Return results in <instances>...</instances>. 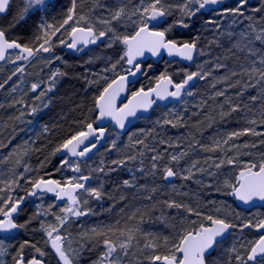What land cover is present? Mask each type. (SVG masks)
<instances>
[{
  "label": "snow or ice",
  "instance_id": "obj_1",
  "mask_svg": "<svg viewBox=\"0 0 264 264\" xmlns=\"http://www.w3.org/2000/svg\"><path fill=\"white\" fill-rule=\"evenodd\" d=\"M12 3L13 0H0V14L9 12ZM21 3L23 6L17 8L8 27H0V61L15 65L17 61H29L41 53H53L57 41L59 45L75 51H82L89 45L98 44H103L109 49H114L116 46L120 48L116 52V59L114 61L110 59L108 66L98 74L99 78L105 81V85L94 97L93 108L89 110L96 113L95 120L87 122L85 117L78 121V127L62 139L49 155L40 161L36 169L25 165L22 173L17 174L13 168L9 169L10 175L6 177L0 175V234H12L20 229H28L33 221L39 224L38 228L32 229L33 233L42 234L39 241L24 239L18 244L5 242L6 239H15L14 236L0 238V264H8L5 257H10L11 264H52L53 260L55 264H80L82 253L88 248V244L84 241L92 243L89 251L95 249L97 242L103 248L91 264H125L126 258L134 248L145 254L144 260L147 264H264V217L243 220L237 214L236 219L240 220L237 224L228 219V216L221 215L220 207L204 213L199 208H193L175 199H168L163 203L167 208L183 209L195 219H189L188 216L180 218L177 224L171 225L173 229L171 238L165 236L161 240L156 236L146 237L142 248L137 247L139 244L137 234L142 233L139 223L144 220V214L140 209H136L127 216V221H136L139 215L138 223L131 226L125 223L121 226V221L117 220L113 224L97 225L80 233L78 242H74L71 233L67 231L73 218L95 214L88 204L90 199L100 201L105 196L101 174L106 176L107 172L116 171L117 167H123L127 162L136 161L138 156L144 155L143 151H137L135 155L113 160L111 164L115 167L107 170L104 162L101 161L100 166L90 169L89 173L85 174L79 160L73 161L70 158H90L89 154L106 138L108 129L102 124L94 127V123L109 119L118 129L123 130L129 118H135L141 112L147 113L157 101L169 98L182 101L184 95H194L189 90L190 82L196 79L206 80L211 75V71H204L202 65L197 66V71H185L183 79L179 82L174 81L171 74L162 72L156 77L154 85L147 89L141 86L131 91L130 96L126 98L127 102L118 104V99L128 90V85L131 83L129 77L143 74L140 61L146 53L156 57L166 52L169 56L180 57L187 61H193L195 55L204 54L203 49L198 48L199 36L183 41L169 38V33L176 27L185 29L192 27L193 18L204 11L214 12L220 17H243L249 21L246 29L239 33V39L235 40L228 49L229 52L235 49L242 53L245 62L229 68L227 64L220 62L219 57L216 58L213 69L217 71L227 69L225 75L217 78V83H225L227 88L214 92L211 97L212 99L226 97L224 103L229 106V111L220 113L222 119L233 112L246 109L244 119L248 126L231 131L220 139H214L210 145L200 144L199 141L190 144V148L199 145L202 151L222 153L218 158L206 157L204 163L207 167L199 166V161H194L189 167L181 169L180 161L188 153L179 151L170 153L168 163L161 168L159 162L163 160V154L151 149L156 154L150 157L151 172L149 174L155 175L159 171L165 181L175 177L187 181L193 180L198 173L216 177L218 170L230 166L233 171L223 181V187L228 190L227 194L244 204H250L256 199L264 201V152L253 154L243 151V149L256 148L257 143L247 141L242 144L236 143L242 136L264 137V132L257 130V126L264 125V15L258 17L245 15L249 0H236L234 6H223L225 0H116L115 3L92 0L94 6L87 12L78 11V0H70V7L61 13L62 18L56 23H49L46 17L50 14V10L56 8V0H21ZM251 11L254 14L264 13V0H260V5L253 7ZM30 14L40 16L37 34L33 41L21 43L18 39L11 38V30L21 22L26 23ZM173 16L175 19L171 23L161 27L168 17ZM232 23L235 24L236 20L233 19ZM203 26L219 29L220 24L218 20L209 17L204 21ZM226 35L231 39L233 32H227ZM212 43H218V41L213 40ZM53 59L58 60L60 57H48L45 58V62L51 64ZM151 67L148 65L149 69ZM24 70L22 65L17 66L11 75L0 83V89L4 88L12 76L17 73L23 74ZM108 72L113 73L111 78L103 75ZM63 75L64 73L59 69L53 71L47 82L48 86L39 92L36 99L41 100L47 93L52 92L57 83L56 78ZM41 83L44 82L33 83L31 91L36 92L40 89ZM89 83H99V80L89 81ZM258 86L257 94L248 97L252 106L243 103L242 98L245 92ZM212 87L215 88L216 84H212ZM229 88L238 89L236 97L241 98V102L233 103V98L226 95ZM257 102H259V110L255 111ZM16 104H24V101L17 100L8 106L15 107ZM43 106L47 107V104ZM0 107L4 105L0 104ZM40 110L39 106H33L29 114L34 115ZM23 115L24 113L21 112L20 116L14 119L19 120ZM169 115L174 116V119L165 118L164 124L175 127L182 120V117L176 113L170 112ZM13 131H15L14 128ZM44 131H49L47 126ZM2 135L3 133H0V136ZM129 140L131 141L127 146L129 148H135L137 145L148 147L143 139L133 140L130 136ZM10 143L11 139H8L7 143L0 139V148L8 147ZM160 143H168L169 147H174L166 141H160ZM258 143L264 145V139ZM20 148H23L24 156L28 155L29 151H42L41 148H29L28 142L25 141L23 146L13 147L11 152L0 157V162L9 163L11 157L17 154ZM113 149H117L115 139L111 141L107 151ZM230 152L233 154L229 155ZM58 153L62 154L59 166L53 172L40 174L41 169L51 162L50 158ZM245 156L251 158H241ZM20 162L18 158L15 164L19 165ZM173 165L176 167L174 168ZM65 168L73 175L61 179L55 178L54 173L62 172ZM213 168L217 171H210ZM32 171L37 174L25 176V173ZM138 171L145 173L143 166ZM94 173L97 174V185L90 186ZM21 181L29 185L25 196L15 194L17 190L22 189ZM200 182L197 181V183ZM123 186L130 188L136 185L133 181L126 179L123 181ZM143 187L142 185L141 188ZM157 190L152 189L153 192ZM172 191H177L175 185H172ZM45 194H52L54 202L47 207L37 205V211L32 216L24 222H18L20 214L24 211L22 205L26 198H42ZM146 199L151 201L152 196L149 195ZM57 207L59 211H53ZM48 216L52 217L51 221L47 220ZM233 229H238L241 233L244 229H254L259 235L255 239L239 237V246L237 247L234 243L226 250L227 259L219 253L213 257V253L217 252L226 234H232L230 230ZM41 242L43 247L40 246Z\"/></svg>",
  "mask_w": 264,
  "mask_h": 264
},
{
  "label": "trees",
  "instance_id": "obj_2",
  "mask_svg": "<svg viewBox=\"0 0 264 264\" xmlns=\"http://www.w3.org/2000/svg\"><path fill=\"white\" fill-rule=\"evenodd\" d=\"M103 2L115 3L116 0H103ZM258 4H260V2ZM22 6L23 5L21 3V0H13L11 9L8 14L0 19V27L7 28L9 23L12 22L13 16L17 12V8ZM93 6L94 4L92 3V0H78V11L87 12L88 9ZM224 6H231V4L228 2ZM247 6H250V9L247 10V14L252 15V1H249ZM67 7H70V0H56V8L54 10H50V14L46 17L47 21L49 23H56L57 21H59L62 18L61 13L66 10ZM261 14L262 13L258 14L257 17ZM214 16L212 15V12H203L201 14H198L196 17L193 18L192 27H190L189 29L176 27L171 33H169V38L183 41L190 40L196 36H199L198 48L203 49L204 58L202 59V62L197 59V62H200V65L203 66L204 71H211V75L206 80H200L194 89L195 91L199 90L198 92L200 93L199 96L201 99L205 98L206 100L207 97L210 96V100L216 102L215 109L217 107L220 108L221 105H223L224 107H221L222 111L227 112L229 111V108L226 107V103L224 104L226 97H218L212 99V95L210 94L212 93V91L208 89L207 85H212L215 83V88L217 90H222L223 87L227 88V85L225 83H217V78L227 73V69H221L218 71L213 69V65L216 63L217 57L220 58V62L227 64L229 68H234L237 66L238 63L245 62L242 53H239L235 49H233L232 52H229L228 49L231 47L232 43L235 40L239 39L240 29H246L244 23L247 22L248 24L249 21L245 20L243 22L244 18L242 17L240 20L241 25L231 26L226 29V32H233V37L230 39L226 35V33H224L223 35L221 34L222 30H218L213 26H203L204 21L206 19H208L209 17L213 18ZM174 19V16L168 17V20L163 27H166L167 24L171 23ZM39 20L40 16L30 14L29 18H27L26 23L21 22L14 29L11 30V38L18 39L21 43H31L35 35L37 34V24ZM224 21H226V19ZM213 40L218 41V43H212ZM96 46L97 50L100 53H102L105 57H108L110 51L107 50V48L103 44H98ZM119 48L120 46H116L117 51H119ZM115 52L116 50H114V53ZM233 52H235V56H233ZM110 54L112 55V51ZM87 55L88 54L85 53L82 56H77L72 53H69L65 50V47L59 45V42L57 41L53 53L39 54L24 67L25 70L23 74L17 73V75L12 76L13 78L4 86L3 89L0 90V104L4 105V107H0V133H3V135L0 136V139H3L4 142L7 143L8 139L11 138L12 135L13 137H16V140L14 141L12 147L0 148V157H3L9 152H11L13 147L23 146L24 142L27 141L29 148L42 149V151L39 152L29 151L28 155H23L24 163L30 168L36 169L39 166L40 161L43 160L45 156H48L49 153L55 148V146L62 141V139H64L67 135L70 134L71 131L75 130L78 127V121L83 120L85 117H87V122H93L95 120L96 113L94 111L89 110L93 108L94 97L99 94V91L102 90V87L105 84H102L100 87L96 88L90 87L88 75L86 73V71L88 70V66L86 64ZM56 56H59L60 59H53V62L47 67H51L54 70L59 69L60 72L64 73V75L56 78L57 83L55 85L54 90L52 92L47 93L49 97L48 108L39 117L34 126H31V128H28V125L21 127L19 125V120L14 119V117L19 116V112L17 111V109L21 108L24 105H28L30 101L26 99L27 101H25L27 103L24 102V104H16L15 107H9L8 105L13 104L17 100L24 101V99H21L19 96L21 88L24 92L27 93L29 98L32 99L33 97H36L40 91L44 90L48 86L47 80L51 75L48 71L51 70L48 68L45 70L43 68L44 62L42 61L44 58H54ZM237 57H239V60H237ZM205 58L207 61H205ZM204 62H206L205 66L203 65ZM25 63L26 61H21L19 62L18 66H23ZM148 65H151L152 67L149 69ZM172 65H176L178 67L180 66V64L176 62L169 63L167 61H163L157 64L153 62L146 63L144 65V75L142 76L140 81L134 87L131 88V90L135 91L141 86H143L145 89L152 86L155 83L156 77H158L162 72H167L169 74V71L166 68L171 67ZM9 75L11 74L8 73L4 76V78L0 79V83H3ZM172 77L175 80H179L178 77L174 76L173 74ZM41 81H43L44 83H41L40 89H38L36 92H32L31 85L33 83H40ZM13 88H15L16 90L14 92H11L10 90ZM256 89L257 91H252V89H249L247 92H245L242 98V102L249 104V106L251 107L252 104L248 97L256 95L259 86L255 88V90ZM235 91L237 92L238 89L229 88L226 95L231 96L233 98V103L241 102V98H237L236 95H233ZM257 104H259V102H257ZM257 107L258 108H256L255 106V111L259 110V105ZM155 111H157V109ZM246 111L247 110L245 109L244 111L233 112L230 116H228L229 120L227 121L225 127L229 128L230 131H227V133L233 131V128L231 129L230 127L238 126V128L234 130H239L245 126L246 122L244 117ZM154 112L151 116H154ZM208 114L211 115L212 113ZM209 115H205V118H203V115H201L200 118L202 119L199 118L200 120L196 122H186V128H190V126H192L197 127L198 130L201 131L206 130L209 126L207 123V116ZM30 119H32V121L34 120V118ZM144 122L145 120H140L131 129V131L123 135V137H128L129 135H132V133H135L134 131L136 129L145 127ZM45 126H47V128L49 129L48 132L44 131ZM223 126H220V128H223ZM258 127L259 129H261L259 131L264 132V125L257 126V128ZM13 128L15 129V131H13ZM188 134L190 136H195V133L190 134V129L187 130V135ZM136 139H142V137H140L139 135H134L133 140ZM261 139H264V137L251 136L247 140L251 143L253 141L254 143H257V147L254 148L255 151L257 150V152H255L256 154L264 151V145H260L258 143ZM33 141L35 143H33ZM127 148L128 147H124L115 151L114 154L111 153L108 157V161L123 158L124 156L122 155H125L124 151H126ZM137 151H140L139 145L135 146V149H133V151H131V149L130 151H127L126 156L135 155ZM22 152L23 148H20L18 149L17 154L22 155ZM17 154H14L11 157V160ZM50 159L51 162L44 169H41L40 174H44L45 172H53V170L59 166L60 158L57 155L52 156ZM130 162L131 161L127 163ZM82 163L83 162H80V164ZM141 166L144 167L145 173H141L138 171ZM0 167L7 173L9 172V169L13 168L15 172L17 171V174L24 172L22 170V167L24 166L20 167L19 165H16L15 162H9L7 164L0 162ZM150 172L151 166H148L144 163L143 165H141V162H139L137 159L136 166L132 169L131 172L122 168L119 169L118 172L111 175L108 179V184L104 190V198L100 201H96L100 204V210L102 212V217H98L97 220L103 219L107 221H104V224H113L117 220H120L122 223V221L127 220V216L130 215L133 211H135L136 209H140L141 213L144 214V220L143 222L139 223V226L141 228L143 227V225L148 227V230L145 231L146 234L143 236L144 238L147 237V234H150L148 238H150L151 236H156L161 240L165 236L171 238L173 234V229L172 227H166V225L169 226V223L173 220V218L168 217V214H171L174 217V214L177 210L175 208H167L163 202L168 199H176V196L178 195L179 191L176 189L177 191L173 193V191L168 188L167 182L162 179V174L159 171L155 175L149 174ZM84 173L87 174L86 172ZM36 174L37 173L35 171H32L28 172L27 174L25 173V176H35ZM54 176L57 179H61L63 177L71 175L69 174V172H66V170H63L62 172H55ZM126 179L133 181L136 186L130 188L124 187L123 181ZM21 185L22 189L17 190V192L15 193L18 196L26 195V190L29 188V185L26 184L24 181H21ZM142 185L144 186L143 188H141ZM153 188H156L158 190L153 192ZM182 192H184V189ZM149 195L152 196L151 201L146 199V197H148ZM192 195L200 196V189H197V191H195V193ZM33 200V198L28 199V202L23 207L24 211L20 214L18 218V222H24L26 219H28V217L32 216L33 213L37 211L35 207L29 206V202ZM231 201L234 202V199L232 197ZM179 202L191 205L194 208L197 207V205L185 201V198L182 199V202ZM260 210H262L261 213H264V209ZM240 212L247 213V211L242 209H240ZM167 217L168 219L163 221V219ZM189 219H195V217L192 216V218ZM134 222H139V215L137 216L136 221H129V225L131 223L133 224ZM175 222L176 223L172 224H177L179 220H176ZM38 227V222L33 221V223L29 226L28 229H20V232L15 237V239H7V243L18 244L24 239H33L38 241L41 240V233H33L32 231V229H36ZM151 227L152 229L150 231L149 228ZM249 231L252 233V230ZM154 233L155 235H153ZM42 245L43 243L41 242L40 246L42 247ZM214 254L215 253H213V256ZM7 261L8 264H11L10 257H8ZM52 264H55L54 260L52 261Z\"/></svg>",
  "mask_w": 264,
  "mask_h": 264
},
{
  "label": "rangeland",
  "instance_id": "obj_3",
  "mask_svg": "<svg viewBox=\"0 0 264 264\" xmlns=\"http://www.w3.org/2000/svg\"><path fill=\"white\" fill-rule=\"evenodd\" d=\"M252 1V8L253 7H257L260 4H258L260 2V0H249ZM231 4V6H234L236 4V0H231L229 2ZM247 8H245V15L247 14V10L250 9V6H246ZM212 12V15L214 16L213 18L219 21L220 27L218 30H222L221 34L223 35L226 32V29H228L231 26H239L241 25V18L242 17H234L232 18L231 16L229 17H220L218 15H216V13ZM260 14V13H259ZM252 15H258V14H253ZM261 15H264L263 13ZM226 19V21H224ZM233 19L236 20V23L233 24L232 21ZM246 19H243V22ZM240 22V23H239ZM245 26H247V22L244 23ZM245 29H240L241 31H244ZM87 58H86V64L88 67H90V69L94 72H98V73H92L89 72L88 74V79L89 81H96L99 80V83H91L90 86L93 87H98L101 86L102 84H105V81L99 78V75L101 73V70L103 68H105L106 66H108L109 60H113L112 57H105L102 53H100L97 50V46L93 45L89 52L87 53ZM204 55H198V60H200V62H202V59ZM91 61V62H89ZM205 61L206 58H205ZM19 62L21 61H17V63L11 64V63H4V65H2L0 67V79L4 78V76L6 74H11L15 68L18 66ZM44 62V69L46 70L47 68L50 69L51 71H48L49 74H51L53 71H55L53 68L51 67H47L50 64H47L45 62V58L43 59ZM200 62H195L194 65L190 66V67H186L183 65H180L179 67L176 65H172L171 67L166 68L169 71V74H173L174 76L178 77V79H182V77L184 76L183 73H185V71L191 72V71H197L198 70V65H200ZM203 65H206V62L203 63ZM56 66V65H55ZM100 70V71H99ZM103 75H107L108 77H112L113 73L108 72V73H103ZM183 75V76H182ZM200 80H198L199 82ZM211 82V81H209ZM100 84V85H99ZM98 85V86H97ZM208 89L210 91H212V93H210L211 95H213L214 92L218 91L216 88L213 89L212 85H207ZM223 89H225V87H223ZM257 91V89H252V91ZM11 92H14L12 89L10 90ZM194 95L192 96H187L185 95L184 99L177 104H173L170 105L168 107H160V109H157V111L154 112V116H150L148 118H143L141 119V121H144V126L142 128H138L136 129L134 132L132 133V135H129L128 137H123V135L119 134L116 130L114 129H109L108 131V141L105 147H103L100 151H98V153L95 155V157H93L92 159H90L89 161H85L81 164V168L84 172H86L87 174L89 173L90 169L92 168H96L98 166H100V162L103 161L104 162V166L106 168V170L110 167H115L114 165L111 164V161H108V157L110 156L111 153L114 154L115 151H117L118 149L127 147L131 141L129 140V137L131 136L132 139L134 138V135H139L140 137H142V139L144 140L145 144L148 146L147 148H144L143 146H140V151L144 152V155L138 156L137 159L139 162H141V160H143L144 164H147L148 166H151V160L150 157L154 154H156L155 152L151 151V149H155L156 152H159L161 154H163V160L160 161V167L162 168L164 164L168 163L169 160V154L170 153H176L179 151H187V155L180 161V165L179 167L182 168H186L189 167L192 162L194 161H199V166H204L207 167V165L204 163L205 162V158L208 156H212L213 158H218L222 155V153L220 152H205L202 151L199 147V145H196L194 148H190L189 145L190 144H194L196 141H199L200 144H204V145H210L212 143V141L214 139H220L221 137L225 136L227 134V131H230L229 128L225 127L227 121L229 120V117L226 118H221L220 113L222 112L221 107L220 108H216L215 109V103L214 101L210 100V96L207 97V99L205 100V98H200V93L198 92L199 90H191ZM228 92V89H227ZM229 94V93H228ZM30 95V94H29ZM233 95H236V91L234 92ZM20 98L24 99V102H26L28 99L30 102L28 103V105H24L21 108H18L17 111L19 112V116L20 113L23 112L24 115L21 117V119H19V125L21 127L27 126L28 128H31V126H34L36 121L39 119V117L44 113V111L48 108V102H49V97L48 94L43 97L41 100H37L36 97H33L32 99L29 98V96L27 95L26 92L23 91V89L21 88L20 90ZM25 97V98H24ZM218 98V97H217ZM26 100V101H25ZM206 101V103H204V101ZM27 103V102H26ZM47 104V107H44V104ZM225 104V103H224ZM259 104L256 105V108H258ZM33 106H39L40 107V111H38L36 114L34 115H30V109ZM224 107V106H223ZM222 107V108H223ZM226 107L229 108V106L227 105ZM215 109V110H214ZM176 113L179 116L182 117V120L180 121V123L173 127L171 124H164L163 120L165 118L167 119H174V116L169 115V113ZM208 113H212L211 115H209ZM201 115H203V118H205V115H209L207 116L208 120V128L204 131L198 130L197 127H192L190 126V128H186L187 124L186 122H196L199 121L201 117ZM30 118H34V120L32 121V119ZM200 118V119H199ZM157 121H160V123H157ZM217 121V123H216ZM224 121V122H223ZM224 125V126H223ZM228 125V124H227ZM220 126H223V128H220ZM248 126L245 123L246 127ZM149 127V128H148ZM230 127V126H228ZM152 128V129H150ZM233 131H235L234 129H237V127H230ZM190 129V134L191 133H195V136H190L189 134L187 135V130ZM194 129V131H193ZM151 130V131H150ZM257 130H261L259 129V127L257 128ZM149 131V132H148ZM151 132V134H150ZM225 132V133H224ZM13 135L11 136V143L8 145V147H12L14 144V141L16 140V137L14 139H12ZM251 136H242L240 137L239 140L236 141V143L238 144H242L245 141H247ZM115 139L117 142V149H113L111 151H107V149H109L111 141ZM160 141H166L171 143L172 145H174V147H169L168 143H160ZM249 142V141H247ZM251 143V142H249ZM254 143V141L252 142ZM175 145H178V147H175ZM133 151V149L135 148H127L126 151H124L125 155L122 156H126V152L127 151ZM243 151H247V152H252L253 154H256L255 152H257V150L255 151L254 148H248V149H243ZM264 152V151H262ZM233 153H229V155H232ZM20 159V164L19 166H25L26 164L23 161V155L17 154L16 156H14L12 158V160H10V163L15 162L16 159ZM242 159H249L251 157H241ZM73 161H76L74 159H71ZM135 163V164H134ZM137 160L136 161H131L130 163H126L125 166L123 167H117L116 171H111V172H107L106 176H103L101 174V178L103 180L104 183V190L105 187L108 184V179L111 175H113L114 173L118 172L119 169H126L127 171H132V169L136 166ZM173 167L175 168L176 166L173 165ZM22 170L24 171V167H22ZM66 170V172H69L70 175H73L72 172H70L68 169H64ZM210 171H217L216 169H210ZM233 170L231 169L230 166H225L222 169L218 170V175L216 177H210L207 174H197L195 176V178L193 180H182L179 177H175L174 180L172 182L166 181L168 184V188L170 190H172V185H175L176 189L179 191L178 195L176 196L177 202L181 201L182 199L185 198V201L192 203L194 205H197V207L195 208H199V210L201 212H210V210H213L216 207H220L222 208V212L220 213L221 215H225L228 216V219L232 220L234 223L239 224L240 220L236 219V215L239 214V216L241 217V219L243 220H247L250 218H257V217H264V213H261L262 210H260L261 208L258 209H253L247 213H242L240 212V209L236 207L235 203L231 201V197L232 195L227 194L228 190L225 189L223 187V181L224 179L228 178V174L230 172H232ZM17 173V171H16ZM10 172H6L5 170H3L0 167V175L2 176H8L10 175ZM27 174V173H26ZM197 181H201L200 183H197ZM97 185V174H93V180L90 182V186H96ZM184 189V192H182ZM197 189H200V196L199 195H192L195 193V191H197ZM217 189H220L219 191ZM174 193V192H173ZM34 200L29 202V206L30 207H35L37 210V205H43L44 207H47V205L51 204L54 202V197H51L48 194H45L42 198H33ZM184 201V200H183ZM191 206V205H190ZM88 207H90L93 212L95 214H90L88 216H84V217H80V218H73L72 222L70 223V225L67 228V231L71 233L74 242H78L80 241V233L87 231L88 229L95 227L97 225H101L104 224L105 220H97L98 217H102V212L100 210V204L98 202H96V200H89V204ZM193 207V206H191ZM194 208V207H193ZM176 213L174 214V217L171 214H168V217L173 218V220L169 223V226L166 225V227L171 228V225H174L172 223H176V220H179L182 217L185 216H189L183 209H176ZM260 210V211H257ZM53 211L58 212L59 208H54ZM229 213H231V215H228ZM167 218H164L163 221H165ZM188 218H192V216H189ZM47 220L51 221L52 217L48 216ZM105 221V222H104ZM165 225V223H164ZM20 231L12 234L11 236L16 237L19 234ZM146 234L145 231L142 230L141 234H137V240L139 241L138 244V248H142L144 243L146 242V238H144L143 236ZM155 235V233L153 234ZM258 233L255 232V230H252V233L249 231V229H244L243 233H241L238 229L234 230L233 233L225 240L222 242V244L220 245V247L217 249V252L214 254L213 257H215L218 253L224 258L227 259V255H226V250L234 243L237 244V247L239 246V242H238V238L243 236L245 239H255L258 238ZM42 234L40 235L41 238ZM150 234H147V237H149ZM2 237H7V236H1ZM5 242L7 243V239L5 240ZM85 243L88 244V248L85 249L80 257V264H91V262L93 260L96 259V257L99 255V253L103 250L102 245H100L98 242L96 244V247L94 250L89 251L88 249L92 248V243L89 241H84ZM76 246V244L74 243V247ZM43 247V245H42ZM144 253H141L140 251H138L137 249H133L130 252V255L128 258H126L125 264H138V262H140V264H147V261L144 260ZM5 259L7 260L8 257H5ZM55 262V261H54Z\"/></svg>",
  "mask_w": 264,
  "mask_h": 264
},
{
  "label": "water",
  "instance_id": "obj_4",
  "mask_svg": "<svg viewBox=\"0 0 264 264\" xmlns=\"http://www.w3.org/2000/svg\"><path fill=\"white\" fill-rule=\"evenodd\" d=\"M227 1H228V0H225V3H226ZM225 3H224V4H225ZM213 7H217V6H213ZM204 12L208 13V12H210V11H204ZM7 14H8V12H7L6 14H0V18L3 17V16H6ZM90 46H91V45H89L87 48H84L82 51H79V54H83L84 52L88 51V49L90 48ZM66 50H67L68 52H72V53H76V52H77V51H75V50H71V49H68V48H66ZM196 58H197V55L194 56L193 61H187V60H183V59H181L180 57L169 56L166 52H162L159 56H156V57H153V56H151L150 54L146 53L145 56H144L143 58H141V61H140V62H141L142 67H143V63H144V62L153 61V62H155V63H158V62H161V61L167 59V60L170 61V62H172V61H178V62H180V63H182V64H184V65H186V66H190V65L194 64ZM31 59H33V58H31ZM31 59H30V60H31ZM2 63H3V61H0V64H2ZM143 71H144V68H143ZM141 76H142V74H137L136 77H129L131 83L128 85V90H127L125 93H123V94L121 95V97L118 99V104H120L121 102H127V101H126V98H127L128 96H130V94H131V93H130V88H131V86H133L134 84H136V83L140 80ZM196 81H197V79L194 80L193 82H190V83H191V87H190L189 90H191V89L196 85ZM179 102H180V101H176V100H173V99H171V98H169L168 100H164V101H157V103L154 104L153 107H152L147 113H143V112H141V113H138V116H137V117H135V118H129V121L126 123V126H125V128H124L123 130L118 129V128L114 125V123L111 122L109 119H105V120H103V121H99V122L94 123V127L97 126V125L102 124V125L105 126L106 128H107V127H111V128L117 129V131H118L120 134L124 135V134L128 133V132L132 129V127H134V126L138 123V121H139L140 118H146V117H149V116L152 114V112H153L157 107H159V106H161V107H167V106H169V105H171V104H175V103H179ZM107 140H108V131H107V133H106V138L100 142V144L98 145L97 149H94L93 152L89 154L90 158H88V157H84V158H74V157H72L71 159H77V160H80V161L90 160V159L93 158V157L96 155V153H97L98 151H100V149L106 144ZM58 156L62 157V154H59V153H58ZM173 180H174V178H170V181H173ZM48 195H50L51 197H53L52 194H48ZM24 196H25V195H24ZM28 198H35V197H27L25 203L22 205V208H23V207L25 206V204L28 202ZM233 198H234V201H235L236 206L239 207L240 209L251 210L252 208H254V207H256V206L264 207V201H260V200H258V199L254 200V201H253L252 203H250V204H244L243 202L237 200L234 196H233ZM56 203H57V204H60L61 202H56ZM233 230H234V229H233ZM233 230H230V232L232 233ZM14 233H16V232H14ZM14 233H12V234H14ZM12 234H0V235H1V236H8V235H12ZM229 235H230V234H226V236H225V238L223 239V241H224Z\"/></svg>",
  "mask_w": 264,
  "mask_h": 264
},
{
  "label": "bare ground",
  "instance_id": "obj_5",
  "mask_svg": "<svg viewBox=\"0 0 264 264\" xmlns=\"http://www.w3.org/2000/svg\"><path fill=\"white\" fill-rule=\"evenodd\" d=\"M98 12H99V10H98ZM107 50H109L110 52H109V54H108V57H112L113 58V61L116 59V52H117V49H116V47L114 48V49H109V48H107ZM114 50H116V52L114 53ZM111 51H112V55L110 54L111 53ZM113 54H115V55H113ZM100 71V70H99ZM89 72H92V73H98V72H94V71H92L91 69H90V67H88V70L86 71V73H87V75L89 74ZM183 75H184V73H183ZM182 75V76H183ZM51 76V75H50ZM49 76V77H50ZM183 78V77H182ZM49 80V79H48ZM48 80H47V82H48ZM100 85V84H99ZM98 86V85H97ZM91 87V86H90ZM98 87H100V86H98ZM93 88H96V87H93ZM108 141V140H107ZM106 144H107V142H106ZM106 144L103 146V147H105L106 146ZM102 147V148H103ZM57 156H58V154H57ZM60 159H61V157L60 156H58ZM71 159V158H70ZM75 160V159H74ZM93 180V179H92ZM125 223H128L129 224V221H127V220H124V221H122V223H121V226H123ZM134 223H136V222H134ZM133 223V224H134ZM132 225V223L129 225V226H131ZM141 228V227H140ZM151 229H152V227L151 228H149V230L151 231ZM141 230H143V231H147L148 230V227H146L145 225H143V227L141 228Z\"/></svg>",
  "mask_w": 264,
  "mask_h": 264
},
{
  "label": "flooded vegetation",
  "instance_id": "obj_6",
  "mask_svg": "<svg viewBox=\"0 0 264 264\" xmlns=\"http://www.w3.org/2000/svg\"><path fill=\"white\" fill-rule=\"evenodd\" d=\"M83 54H85V53H83ZM83 54H75V55H77V56H82ZM145 69V68H144Z\"/></svg>",
  "mask_w": 264,
  "mask_h": 264
}]
</instances>
